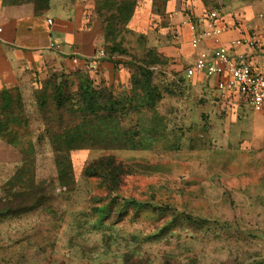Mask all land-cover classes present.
Returning a JSON list of instances; mask_svg holds the SVG:
<instances>
[{
  "label": "rangeland",
  "instance_id": "obj_1",
  "mask_svg": "<svg viewBox=\"0 0 264 264\" xmlns=\"http://www.w3.org/2000/svg\"><path fill=\"white\" fill-rule=\"evenodd\" d=\"M173 2L241 6L61 1L106 57L91 72L51 61L29 97L0 94V128L25 151L0 164V264H264V153L226 144L203 100L187 115L189 87L148 28ZM2 3L44 14L51 0ZM89 83L114 113L83 110Z\"/></svg>",
  "mask_w": 264,
  "mask_h": 264
},
{
  "label": "crops",
  "instance_id": "obj_2",
  "mask_svg": "<svg viewBox=\"0 0 264 264\" xmlns=\"http://www.w3.org/2000/svg\"><path fill=\"white\" fill-rule=\"evenodd\" d=\"M61 1L64 0H51L44 14H35L23 8L12 9L0 0L1 95L20 90L24 97H29L34 93V76L45 71L47 65L52 66L51 61L56 66L72 67L73 54L90 58L96 53L99 44L97 29L84 27L82 13L76 8L66 9L61 6ZM236 1L241 3L240 8L237 4H224L219 10L221 25L226 28L222 43L227 46L252 31L264 30V10L260 9L264 0ZM173 4L170 15H153L148 28L159 36L156 45L168 60L171 77L176 81H186L189 87L187 97L192 98V108L186 111L187 115L192 116L193 123H196L197 105L203 100L210 120L214 122L212 124H222V138L226 144L235 141L250 147L252 152L264 153V113H257L236 100H221L214 88L215 79H206L202 74L192 79L186 78V72L202 52L213 55L215 45L211 40L199 47H194L191 42V24L196 23L199 29L202 28L203 19L213 10L202 9L200 2L194 10L187 9L190 7L189 2L184 5L177 2ZM186 9L190 11L186 12ZM49 20L53 21L52 26ZM175 31L180 34L177 40L172 39ZM54 43L59 44V48L52 49ZM244 52L246 50L243 47L237 49V53ZM248 54L257 71L264 73V48L248 51ZM23 145L24 142L9 144L0 136V164L18 162L25 153Z\"/></svg>",
  "mask_w": 264,
  "mask_h": 264
},
{
  "label": "built area",
  "instance_id": "obj_3",
  "mask_svg": "<svg viewBox=\"0 0 264 264\" xmlns=\"http://www.w3.org/2000/svg\"><path fill=\"white\" fill-rule=\"evenodd\" d=\"M203 27L191 24L193 32L192 45L199 47L207 40L215 45L213 55L202 52L195 64L186 72V78L192 79L202 74L206 79H215V90L219 98L225 102L236 100L247 105L257 113H264V73H259L254 67L248 51L264 48V30L252 31L248 36L233 40L229 45L222 43L226 28L221 25L219 10L209 12L203 19ZM53 25V21H48ZM180 34L175 31L172 39L177 40ZM243 47L246 52L237 53ZM52 49L59 48V44L51 45ZM106 55L103 50L97 51L90 58H82L78 54L71 56L72 65L85 71H96Z\"/></svg>",
  "mask_w": 264,
  "mask_h": 264
},
{
  "label": "trees",
  "instance_id": "obj_4",
  "mask_svg": "<svg viewBox=\"0 0 264 264\" xmlns=\"http://www.w3.org/2000/svg\"><path fill=\"white\" fill-rule=\"evenodd\" d=\"M80 92H81V104L84 106L83 110L85 112L88 111L90 113L97 114L98 112L106 111L108 113H114V104H112L111 107L106 108L103 105L101 106L100 103H97L98 99L101 97V94L98 95L94 91V88L90 83L82 86ZM2 95L8 98L11 97L10 96L11 92H4ZM0 136L4 141L8 142L9 144L15 145L18 142L17 132L13 133L12 130H9L8 124H5L4 127L0 128ZM11 136H13V138ZM66 137L68 144L71 143L70 142L71 139L69 138V135Z\"/></svg>",
  "mask_w": 264,
  "mask_h": 264
}]
</instances>
